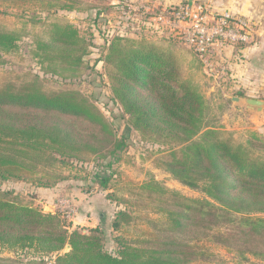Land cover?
I'll return each mask as SVG.
<instances>
[{"label": "trees", "instance_id": "16d2710c", "mask_svg": "<svg viewBox=\"0 0 264 264\" xmlns=\"http://www.w3.org/2000/svg\"><path fill=\"white\" fill-rule=\"evenodd\" d=\"M0 1L37 2L47 11L57 4ZM31 20L42 22L38 15ZM50 25L35 36L29 53L44 77L27 71L0 78V182L53 189L70 179L64 170H73L75 161L101 158L89 171L92 185L81 190L108 191L105 199L127 208L113 215L100 212L99 223L87 233L70 232L60 213L0 191V248L33 254L36 262L53 258V264H190L204 258L207 243L214 241L245 258L264 260L259 215L264 213V140L253 132L241 141L233 131L205 126V98L194 76H185L187 59L144 38L117 36L103 50L112 99L147 142L178 146L156 157L157 165L210 198H188L153 182L129 189L123 183L112 191V167L123 159L126 137H116L104 113L80 91L60 82L46 85L47 76L70 83L92 70L86 58L93 43L69 21ZM23 37L24 31L0 23V64L6 54L22 56ZM122 191H130L135 201ZM134 206H157L162 219L147 220L153 231L140 227ZM110 235L114 249L106 245Z\"/></svg>", "mask_w": 264, "mask_h": 264}, {"label": "rangeland", "instance_id": "374dc122", "mask_svg": "<svg viewBox=\"0 0 264 264\" xmlns=\"http://www.w3.org/2000/svg\"><path fill=\"white\" fill-rule=\"evenodd\" d=\"M181 1H197L209 3L208 5L211 3L209 0ZM52 2L57 3L56 7L54 6L51 11H47L37 2L14 5L12 2L0 1V23L24 31V37L20 41L22 56L6 54L4 62L0 64V78L15 77L17 73L27 71L37 73L41 78L44 77L37 61L29 53L35 36L50 29V23L54 20L69 21L79 29L84 37L91 40L93 46L90 55L86 59L90 62L92 70L71 81L72 83L60 80L56 82L55 79L47 76L46 85L47 87H54L60 82L59 84L63 83L64 86L80 91L83 95L89 97L104 113L106 119L112 124L116 137H126L128 144L123 159L119 164H114L112 167L116 177L115 181L112 182V184L116 183L112 187V191L118 187H124L123 183L129 189L135 185L140 186L153 182L167 189L168 192H177L188 198H210L201 189H195L182 183L171 172L157 165L156 157L174 150L178 146L171 149L173 146H160L155 143L153 145L147 142L139 131L131 126L129 116L125 115L120 105L112 99L103 50L117 36L130 37L132 40L144 38L147 41L169 47V49L179 53L182 58L187 59L184 65L185 76H194L195 84L200 86L205 98V126L233 131L241 141H246L253 132H256L264 140V131H259L262 128L258 129L257 124H253L250 120L244 118L245 113L248 112L243 106L232 103L230 99V96L235 93L238 94L237 91L239 90L244 92L240 95L264 98V90L261 88L264 86L262 80V83L260 81H258L259 84L256 83L257 87H255L254 81L246 82L238 88L235 86L237 78L235 73L238 72V69L242 71L246 67L245 58L241 57L238 52L244 47L242 46L244 43L222 45L220 47L216 45L209 55L202 58L193 47L186 43L183 34L178 29L163 24L164 22L159 19V17L168 18L169 15L164 14V12L171 5H176H163L154 0L127 1L124 3L118 2V0H52ZM137 2H141L145 8L132 11L131 5ZM65 4L73 5V8H61ZM215 6L216 8L223 7V5ZM37 15L42 19L41 23H34L31 20L32 17ZM249 19L257 25L258 22L255 19ZM263 65L260 66L264 71ZM262 79H264V76H262ZM152 151H155L154 157H150ZM262 153L264 154V151ZM101 162H103L101 158L87 162L75 161L73 170H64V175L69 176L70 179L56 186L55 188L60 187L58 188L60 191L51 194V196H43L40 190L30 182L13 179L0 182V191L11 190L22 200L37 203L44 212L60 213L70 232L78 229L87 233L90 228L88 225H95L100 212L104 211L109 215H113L118 208H127V204L117 207L114 202L111 203L108 199H105V194L108 191L103 194L95 190L90 195V199H85V195L89 193L85 191L92 185V177L89 171L93 169L96 163ZM119 180L120 182L117 183ZM69 185H72V187H69ZM73 188L76 191L78 190L80 198L74 197ZM81 188H84L85 191H82ZM37 192L40 193L41 197ZM121 193L124 195L123 197L135 201L130 191H122ZM97 195H104L105 197L98 204L95 203L97 202ZM90 200H92L91 205H88L87 201ZM76 202L79 205L75 204ZM85 205L87 207H84ZM78 207L79 210H82L79 213L77 211ZM134 208L138 211V224L145 230L153 231L154 229V226L150 225L152 222L147 223L148 219L150 221L162 219V214L155 212L154 208H157V206H150L146 209L144 206L141 208L134 206ZM82 214L86 217L83 220L80 218ZM259 215L264 217V213H259ZM77 216H79V219L74 220ZM92 216L93 218H91ZM106 242L108 248L114 249L116 247L112 235ZM205 248L207 249V255L190 264H264V260L261 258L252 255L245 258L214 241L207 243ZM34 258L36 259L30 253L15 251L6 247L0 248V264H53V258H46L45 262H36L37 260Z\"/></svg>", "mask_w": 264, "mask_h": 264}, {"label": "built area", "instance_id": "2783aa9c", "mask_svg": "<svg viewBox=\"0 0 264 264\" xmlns=\"http://www.w3.org/2000/svg\"><path fill=\"white\" fill-rule=\"evenodd\" d=\"M131 6L132 11L145 8L141 2ZM164 14L169 16L159 17L163 24L178 29L186 43L202 58L209 55L216 45L251 44L257 35V25L249 18L228 11L216 12L203 2L185 1L171 5Z\"/></svg>", "mask_w": 264, "mask_h": 264}, {"label": "crops", "instance_id": "0c3cea01", "mask_svg": "<svg viewBox=\"0 0 264 264\" xmlns=\"http://www.w3.org/2000/svg\"><path fill=\"white\" fill-rule=\"evenodd\" d=\"M127 1L134 2V1H142V0H118V2H123V3ZM154 1L155 2L159 1V3L163 5H170V4L177 5L179 3H182L181 0H154ZM209 1L212 3V4L210 3V6L216 12L222 13V12L228 11L234 15H238V16L240 15V16L247 17V18H253L258 22L257 23V35L255 38V41L251 44H243L242 46L244 47L238 51L240 53V56L245 58L246 67L242 71L238 69L237 70L238 72L235 73V77H237L235 86H237V88L242 86V84H246V82H250V81L252 82L254 81L255 87H257V84H259L258 81L261 82L262 80V82H264V79H262V76H264V73H263L264 71L261 69V66H260V65H263L264 63V0H255V1L254 0H223V1L222 0H209ZM242 3H245V4H242ZM213 4L223 5V7L220 6L219 8H216V6ZM263 68H264V65H263ZM262 84L264 85V83ZM261 88H263L264 90V86ZM254 97H258V96H254ZM244 118H247L253 124H257L258 129L262 128V129H259V131H264V114L255 115V114L245 113ZM58 188L39 189V190L43 196L44 195L51 196V194L59 193L60 190ZM74 190L75 189L73 188V194H75L74 197L75 198L79 197L80 194L77 192L78 190L77 191L76 190L74 191ZM91 194L93 193H87V195H85V199L86 198L90 199ZM74 197L72 196L73 199ZM97 197H98L96 200L97 202H95L97 204L100 202L101 199L105 198L103 195H97ZM46 198H51V197H46ZM81 198H84V197H81ZM91 201L92 200L87 201L88 205H91L90 204ZM75 204L79 205L77 202ZM84 207H87V206L85 205ZM77 211L79 213V211H82V210H79V207H78ZM77 218L79 219V216L74 218V220H78ZM80 218L83 220V218H86V217H84L82 214ZM91 218H93V216ZM99 221H100V218L98 217L95 225H97ZM95 225H88V226L94 227Z\"/></svg>", "mask_w": 264, "mask_h": 264}, {"label": "water", "instance_id": "95a60500", "mask_svg": "<svg viewBox=\"0 0 264 264\" xmlns=\"http://www.w3.org/2000/svg\"><path fill=\"white\" fill-rule=\"evenodd\" d=\"M230 99L232 103L243 106L249 114H264V98L233 94ZM70 248L71 245H67L66 249L69 250Z\"/></svg>", "mask_w": 264, "mask_h": 264}]
</instances>
